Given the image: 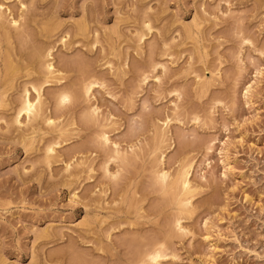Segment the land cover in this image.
I'll return each instance as SVG.
<instances>
[{"label":"rangeland","instance_id":"374dc122","mask_svg":"<svg viewBox=\"0 0 264 264\" xmlns=\"http://www.w3.org/2000/svg\"><path fill=\"white\" fill-rule=\"evenodd\" d=\"M21 1H0L32 16L24 44L0 31V264H131L162 241L159 264H264V0ZM51 48L54 123L16 124ZM82 69L99 86L58 109ZM161 169H190L191 205Z\"/></svg>","mask_w":264,"mask_h":264},{"label":"bare ground","instance_id":"6f19581e","mask_svg":"<svg viewBox=\"0 0 264 264\" xmlns=\"http://www.w3.org/2000/svg\"><path fill=\"white\" fill-rule=\"evenodd\" d=\"M1 1V0H0ZM23 1V0H22ZM20 2V5H21V9L22 11L28 9V6L26 5L25 2ZM30 9V8H29ZM31 10V9H30ZM21 11V12H22ZM25 12H30V11H25ZM26 13V14H27ZM31 13V12H30ZM20 14V13H19ZM18 14V15H19ZM25 13H21L19 15V18H15L13 16V13H12V10L9 9L8 7H5L3 3H0V31L2 30H6V29H9V32L7 31V34L9 36V38L13 39L12 37L15 38V40L19 43L21 40H22V43H23V40H25V42L27 41V37H30L28 36V33H29V29L27 28L28 26H30V22H28L26 24L25 20ZM34 14V13H33ZM12 15V16H11ZM27 16V15H26ZM28 17V16H27ZM32 16L30 15V17L28 18H31ZM24 19V22L22 24L21 22V19ZM27 20L29 21L30 19ZM26 20V21H27ZM34 21V20H33ZM32 23V22H31ZM147 28H151L150 27V24H145ZM15 30V32L13 33L12 32V28ZM146 28V29H147ZM152 29V28H151ZM5 33V31H4ZM138 33V32H137ZM30 35V34H29ZM143 37V35L141 36ZM26 38V39H24ZM144 38V37H143ZM21 39V40H19ZM19 40V41H18ZM31 40V39H30ZM29 40V41H30ZM62 42L65 43L66 40H64V38L62 37L61 38ZM10 42V41H9ZM28 43V42H27ZM30 43V42H29ZM24 44V43H23ZM40 48V47H39ZM53 48V47H52ZM52 48L49 49V50H42V49H39L34 55V59H36L38 62H40L39 64L42 65V70L39 72V79H43V81L41 82L40 81V84H35V83H32L31 82V86L28 87L27 85H25L23 87V92H22V95H21V99H20V102H19V107L18 109L16 110V113H15V117H14V122L16 124H22V120L23 118H27L29 122L31 121H37V120H41L43 119V117L45 116L46 120L45 122L47 121L48 124H52L54 123V120L51 118V117H47L46 114H45V109H46V106L44 104V101H43V96H42V90H47L45 89L48 85H50L52 82H62L64 78V76H62V72L61 70L57 69L56 66L54 65L55 63L53 62V52H52ZM47 49V48H46ZM18 51V50H17ZM21 51V50H20ZM10 56V55H9ZM23 56V55H22ZM29 59V57H28ZM35 61V60H33ZM32 61V62H33ZM36 61V62H37ZM89 63V62H88ZM9 67V66H8ZM5 69L6 72L4 71V73H10L8 72L9 69H11L9 67ZM14 67V66H13ZM5 68V67H4ZM8 69V70H7ZM83 70V69H82ZM81 70V71H82ZM3 71V70H2ZM10 71V70H9ZM14 71V69H13ZM37 71V70H36ZM87 71V69H86ZM38 72V71H37ZM84 70L81 72L83 73ZM15 73V72H14ZM13 73V75H14ZM59 73V74H57ZM86 73H89V70L87 72H84L85 76L82 78H80L81 82H79V89L78 91H75L77 90V86H76V89L73 90V95H71L70 91H67L68 89L66 88H61L59 91V93L57 94L56 96V107L59 108H62L65 106V104H67L68 102H70L71 100L73 99H78L80 97H82L84 94V97L85 96H90V94H93L91 93L92 92V89L98 84H100L97 80L95 79H92L90 75L86 74ZM12 74V72H11ZM10 77H13L11 76ZM4 75V74H3ZM3 76L5 80H3L5 82L4 86L6 84H8L10 81L8 79V76ZM147 75V74H146ZM2 76V75H1ZM38 77H36L38 79ZM94 78V77H93ZM3 79V78H2ZM35 79V78H34ZM14 80V79H13ZM29 80V79H28ZM65 82V81H64ZM39 83V82H38ZM3 84V83H2ZM30 84V83H29ZM60 85V84H58ZM78 85V84H77ZM61 86V85H60ZM59 86V87H60ZM99 86V85H98ZM18 87V86H17ZM49 87V86H48ZM66 87V86H65ZM75 86H73L71 89H73ZM6 88V87H5ZM3 88V89H5ZM2 89V90H3ZM8 89V88H7ZM18 89V88H17ZM70 89V90H71ZM83 90V92H80L79 90ZM249 88H247V91ZM36 93V97L33 98L31 93L32 91ZM95 90V89H94ZM5 91H7L5 89ZM4 91V92H5ZM3 92V91H2ZM3 92V93H4ZM6 93H4L3 95H5ZM83 94V95H82ZM82 95V96H81ZM55 98V97H54ZM17 99V98H16ZM77 101V100H76ZM13 102V101H12ZM45 106V107H44ZM17 108V107H16ZM97 109V108H95ZM94 111V109H93ZM92 111V112H93ZM97 111V110H96ZM56 112V111H55ZM94 113V112H93ZM95 114V113H94ZM87 116V115H86ZM92 116V115H91ZM88 117V116H87ZM39 122V121H37ZM59 124V123H58ZM6 133V132H5ZM104 134V133H103ZM160 135V134H159ZM101 138V137H99ZM104 139L106 142L109 141V137L107 136V134H104ZM12 140V139H11ZM100 140V139H99ZM102 140V139H101ZM60 141V140H59ZM104 141V140H103ZM54 143V142H53ZM53 143H51V145L49 144L48 146V149H47V163L50 164L51 162V159H53L52 157V154L56 151V148L54 147V145H52ZM57 144V142H55ZM112 158H113V155H112ZM115 159H119V160H123V163L128 160L129 158H127V156L125 154H122V151H120L119 149L118 150H115V156H114ZM58 160V159H57ZM118 160V161H119ZM129 161V160H128ZM53 163V162H52ZM158 170V169H157ZM118 175V174H117ZM171 174L169 173L168 170H165V169H161L160 171H158V174L156 176L157 178V183L159 182V184L161 185L162 187V190L164 192H173V191H176L177 192V200L180 201L177 202V204H182L183 207H185L184 205H189L191 200H190V193H191V189H192V183H191V179H190V169H187V170H184V171H179L174 177L170 178ZM155 179V178H154ZM156 183V184H157ZM158 184V185H159ZM168 193V195H169ZM174 193V192H173ZM167 195V194H166ZM172 195V193H171ZM176 196V195H175ZM174 197V195H173ZM171 199V197H170ZM176 199V198H175ZM192 199V198H191ZM173 203V202H172ZM191 205V204H190ZM180 206V205H179ZM178 206V207H179ZM181 207V206H180ZM189 207V206H188ZM180 209V208H178ZM182 209V208H181ZM186 212V210H184ZM182 214V213H181ZM184 214V213H183ZM180 218L181 217H177V222H176V227H178L179 229L182 228V225H181V221H180ZM114 228V227H113ZM175 228V227H174ZM184 232V231H183ZM169 233V232H168ZM154 241V240H152ZM158 241V240H157ZM156 241V242H157ZM167 241V240H166ZM153 245V243H152ZM149 246H147L148 248ZM107 248V247H106ZM165 249V244L162 242H157V243H154L153 246H151L150 248L146 249L144 254H142L140 252V257L138 256L137 259L134 261H130L131 264H159L161 259L167 255L164 251ZM129 250V249H128ZM102 251V250H101ZM137 253V252H136ZM166 258V257H165ZM87 259V258H86ZM162 259V260H163ZM162 262V261H161ZM127 264V263H126ZM129 264V263H128Z\"/></svg>","mask_w":264,"mask_h":264}]
</instances>
